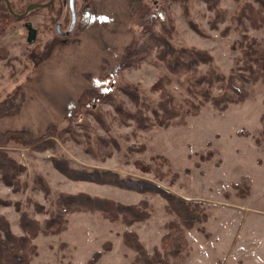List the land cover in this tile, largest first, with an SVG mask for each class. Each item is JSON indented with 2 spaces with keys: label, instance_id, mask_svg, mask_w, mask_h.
Listing matches in <instances>:
<instances>
[{
  "label": "rangeland",
  "instance_id": "obj_1",
  "mask_svg": "<svg viewBox=\"0 0 264 264\" xmlns=\"http://www.w3.org/2000/svg\"><path fill=\"white\" fill-rule=\"evenodd\" d=\"M38 1L9 0L16 13ZM136 1L147 3L144 13L135 11L130 0H79V23L74 22L71 31L67 6L55 0L57 15L39 7L10 19L0 33V99L11 100L7 95L15 94V111L0 118V130L23 126L39 135L48 124L64 130V139L56 138L45 150L4 148L26 168L17 186L0 179V215L21 235V212L43 221L59 209L61 194L78 191L148 212L144 219L125 223L108 219L100 210L67 211L64 229L32 239L37 252L28 264H84L95 251L101 253L93 264H139L136 251L123 241L124 230L133 231L149 254L165 251L161 238L173 215L166 212L160 194L70 179L52 162L53 157H64L73 166L110 169L200 202L207 214L205 232L196 227L185 230L186 242L176 264H264V141H255L264 116V83L244 84L246 98L226 109L208 102L197 114L187 115L185 123L176 115L173 124L162 126L151 122L153 110L162 111L157 107L161 90L152 84L167 72L155 54L157 47L117 69L127 44L142 48L158 39L204 48L218 70L227 73L241 55L237 41L244 34L264 45V27H243L233 20L242 5H257L258 0H218L217 18L203 0ZM5 8L0 2L3 21L9 18ZM28 22L35 28L30 40ZM40 50L47 52L38 61L27 55ZM170 76L165 88L177 105L189 93L184 73ZM131 87L147 116L144 127L126 112L140 103L124 90ZM93 89L107 95L97 98ZM207 150L209 158H201ZM234 182L248 184L249 193L240 196Z\"/></svg>",
  "mask_w": 264,
  "mask_h": 264
},
{
  "label": "trees",
  "instance_id": "obj_2",
  "mask_svg": "<svg viewBox=\"0 0 264 264\" xmlns=\"http://www.w3.org/2000/svg\"><path fill=\"white\" fill-rule=\"evenodd\" d=\"M203 1L206 2L209 8L214 10V16L217 18L221 12V9L217 7L218 0ZM130 2L134 10L140 13H144L148 8L147 3L142 4L136 0H130ZM54 5H50L49 7L52 8ZM5 9L7 10V16L9 18L7 21H3L5 17L0 15V22L3 21L0 23V33L5 31L7 22L15 18L7 7ZM223 17L224 15L222 13ZM233 20L237 25L243 27H264V0H258L257 5L251 3L242 5L234 15ZM80 26L84 27V24L82 23ZM237 45L241 50V55L238 60L234 61L227 73L218 70L217 65L213 62L212 54L204 48L173 45L166 40L158 39L153 40L149 46L148 43H145L142 48L139 46L137 48L133 43L127 44L120 52L117 69L129 63L136 55L139 58L145 57L156 46L155 54L162 61L167 72L152 84L154 89L161 90L157 107L162 111L159 112L155 108L151 122L153 124L167 126L175 122L171 118L177 115L180 122L185 123V117L187 115L197 114L200 107L205 103L209 102L219 110L226 109L231 103H238L246 98L248 92L244 84L255 83L257 81L264 83V45L262 46L261 42L255 36H248L246 34H244L241 40L237 41ZM46 52L47 50H40L27 55L29 58H34L38 61L45 56ZM201 64H206L207 67L200 69L199 66ZM182 73H184L185 88L189 95L179 100L177 105H174L172 99L175 98L165 88V82L168 83L171 81L170 74L179 75ZM124 90L133 99H137L135 88L131 87L130 89L126 88ZM90 92L100 99L107 95L106 92L100 90L93 89ZM7 97H11L12 99H0V118L9 116L15 111L12 102L15 94L10 92ZM136 102H140L139 105H136L132 111L127 110L126 112L133 118L137 125L144 127L147 122V116L140 107L142 101L138 98ZM118 107L121 111L122 106L118 105ZM261 118H263L262 128L258 136L255 137V141L258 144L264 141V116L261 115ZM63 132L64 130L56 128L55 124H48L45 130L39 135L32 133L28 128L23 126L0 130V179L6 185L17 186L20 184V174L26 168L23 162H19L9 150L4 148L9 145H18L37 151L45 150L55 145L56 138L63 140ZM209 156L210 150H207L206 154H200L201 158H209ZM52 162L55 168L70 179H83L101 184H110L141 193H157L165 199V210L168 214L173 215V218L165 222L167 231L161 238V243L163 246H166L164 252L158 251L149 254L143 244L138 241L133 231H123V241L127 246L136 251L135 259L139 264H176V259H180L182 255L181 250L186 242L185 230L196 227L202 232H205L204 222L207 220V214L200 202L191 201L190 199L179 196L159 187L154 182L128 175H120L110 169H88L73 166L64 157H53ZM144 166L148 167L147 165ZM36 179L40 181L44 189H49L48 184L40 174H37ZM233 185L238 188L236 192L240 196H245L249 193L248 184L241 185L239 182H234ZM59 203V209L43 221L32 218L26 210L21 212L20 226L23 231L21 235L14 233L8 221L0 215V264H28L30 257L37 252L36 245L32 242V239L39 233L44 235L52 234L64 229L66 219L63 217V213L67 211L77 209L89 211L100 210L102 215L108 219L115 220L121 218L125 223L144 219L148 214L146 210H142L134 204H124L79 191L61 194ZM100 253V251H95L84 264H93Z\"/></svg>",
  "mask_w": 264,
  "mask_h": 264
},
{
  "label": "water",
  "instance_id": "obj_3",
  "mask_svg": "<svg viewBox=\"0 0 264 264\" xmlns=\"http://www.w3.org/2000/svg\"><path fill=\"white\" fill-rule=\"evenodd\" d=\"M6 2V5L8 7V10L13 14L15 15L16 17H21L22 15H24L25 13H27L29 10L35 8V7H43V6H47L49 5L52 0H47V1H44V2H30L26 5L25 7V11L22 12V13H16L13 11L11 5H10V2L9 0H4ZM70 10H71V22H70V26H69V29H71L74 25V22H75V11H74V7H73V3H72V0L70 1ZM27 26L29 28V34H28V40L32 39L34 37V33H35V28L31 25L30 22L27 23Z\"/></svg>",
  "mask_w": 264,
  "mask_h": 264
},
{
  "label": "flooded vegetation",
  "instance_id": "obj_4",
  "mask_svg": "<svg viewBox=\"0 0 264 264\" xmlns=\"http://www.w3.org/2000/svg\"><path fill=\"white\" fill-rule=\"evenodd\" d=\"M44 1H47V0H44ZM44 1H38V2H44ZM70 1L71 0H62V2H63V4L65 5V6H67V8H68V10H69V15H70V22H71V10H70ZM77 1H79V0H72V3H73V7H74V11H75V15H76V17H75V22L76 21H78L77 19H78V17H79V15H80V13H81V7L79 6V5H77ZM80 1H83V2H85L86 0H80ZM0 2H4L5 4H6V2L4 1V0H0ZM55 4V0H52V2L49 4V5H47V6H43V7H46V8H48V10L49 11H51L52 10V12H54L56 15H57V13L60 11L58 8H54L53 6H52V8H50L49 6L50 5H54ZM6 7H7V5H6ZM36 8H39V7H35V8H33V9H36ZM62 8V7H61ZM7 9H8V7H7ZM33 9H31V10H33ZM31 10H29V11H31ZM84 10V9H83ZM28 11V12H29ZM10 12V11H9ZM27 12V13H28ZM27 13H25L24 15H22L21 17H16L15 15V17L16 18H22V17H24ZM58 23H61V22H58ZM57 23V26L59 25ZM62 23H63V21H62ZM27 24V23H26ZM69 26H70V24H69ZM74 26H75V24L73 25V27L71 28V31L74 29ZM28 27V26H27ZM61 27V26H60ZM62 29V28H61ZM55 30H56V33H60V32H58V29L55 27ZM68 30H69V27H68ZM67 30V31H68ZM62 31V30H61ZM70 31V32H71ZM67 36V35H66Z\"/></svg>",
  "mask_w": 264,
  "mask_h": 264
}]
</instances>
